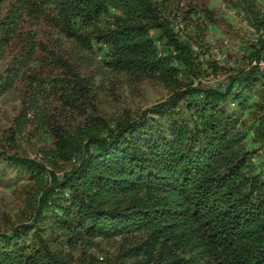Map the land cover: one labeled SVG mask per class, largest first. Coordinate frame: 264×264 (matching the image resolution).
<instances>
[{"label":"trees","instance_id":"1","mask_svg":"<svg viewBox=\"0 0 264 264\" xmlns=\"http://www.w3.org/2000/svg\"><path fill=\"white\" fill-rule=\"evenodd\" d=\"M231 2L256 25L249 66L231 70L224 84L204 86L195 83L200 38L176 29L168 15L172 0H16L0 20V45L22 40L16 45L23 62L15 67L36 60L31 83L60 91L66 107L94 113L72 130L57 120L45 124L55 139L45 155L51 169L9 158L29 182L34 224L0 230V264H264V177L246 143L244 119L228 100L232 95L246 110L256 94L254 129L264 149V15L252 0ZM193 12L189 7L184 20ZM203 15L215 20L207 6ZM32 19L85 50L105 45L110 67L134 83H161L168 97L137 113L100 114L91 82L57 40L33 37L24 45L20 25ZM58 164L70 168L59 175ZM57 233L63 242L54 248ZM116 236L132 239L110 261L71 252Z\"/></svg>","mask_w":264,"mask_h":264},{"label":"rangeland","instance_id":"2","mask_svg":"<svg viewBox=\"0 0 264 264\" xmlns=\"http://www.w3.org/2000/svg\"><path fill=\"white\" fill-rule=\"evenodd\" d=\"M231 1L172 0L168 15L173 18L176 29L181 35L191 32L193 36L200 38L201 44H197L195 49L202 67L196 84H224L231 70L239 71L249 66L250 58L247 53L257 38L256 25L247 17L246 10L233 5ZM252 1L259 13L264 15V0ZM14 4L16 0H0V20ZM188 6L194 9L191 14L193 21L184 20ZM206 6L214 13L213 22L204 18L203 10ZM197 23L202 25V35ZM21 25L24 45L30 43L33 37L44 44L57 40L56 43L75 64L77 72L91 82L94 102L99 113L107 118H115L126 111L137 113L168 97L169 92L161 83L153 80L134 83L127 74L110 67L107 63L109 49L105 45L95 44L92 49L85 50L46 22L32 19L24 29V25ZM19 39L21 40L20 37ZM17 43H22V40ZM16 44L13 42L9 46L0 45V230L5 232L21 223L34 224V213L28 202L29 182L23 175L25 173H19L17 165L11 163L9 158L20 156L48 165L45 155L54 147L55 139L45 124L49 120H57L64 128L72 130L94 113L92 108L84 113L66 107L59 97L60 91L55 92L46 84L37 86L35 82L31 83L28 75L37 66L36 60L29 61L26 67L21 64L20 69H17L15 64L19 66L23 59H20L19 46ZM261 65L264 68V60ZM228 100L230 107L244 119L246 143L254 152L253 160L257 163L258 172L264 177V149L261 148L254 129L260 115L255 107L256 94L249 101L246 110H242L232 101V95ZM47 167L51 169L49 165ZM69 168V164H58L55 170L62 175ZM46 232L44 235L48 236L50 231ZM34 233L35 230L31 229L25 235L28 241ZM137 237L134 236V239ZM51 238L52 246L59 248L63 237L57 233ZM127 239L123 236L96 238L90 245L77 244L71 252L77 257L91 253L110 261L122 256L125 249L129 248L131 242Z\"/></svg>","mask_w":264,"mask_h":264}]
</instances>
